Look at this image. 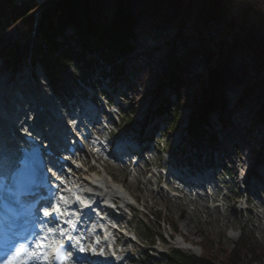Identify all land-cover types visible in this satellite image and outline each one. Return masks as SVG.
<instances>
[{
    "label": "rangeland",
    "instance_id": "1",
    "mask_svg": "<svg viewBox=\"0 0 264 264\" xmlns=\"http://www.w3.org/2000/svg\"><path fill=\"white\" fill-rule=\"evenodd\" d=\"M21 1L26 0H14L13 2L18 5ZM127 1L136 19L134 37L130 40L132 48L127 53V58L136 48L142 35L149 33L161 36L160 32L163 33L164 30L169 32L168 37H166L169 44L168 50L166 49L160 66L161 76L156 78L155 82L145 90H143V76L139 79L140 84L134 97L135 106L133 109L140 108L143 102L147 100L148 94H150L151 99H154L155 94L150 93V90L159 86L165 79H170L169 74L171 73L178 76L180 86H165L157 96H170L169 99L171 102L176 101L178 108L181 105L192 106L193 100L199 99L203 92L202 88H208V75L211 71L213 69L220 70L223 73V83L217 81L216 85L221 88L223 93L224 110L221 113L210 114V120L216 126L218 125L216 121H225L226 125L231 130L233 129L236 135H242L241 142L237 140L239 143H237L236 149V152H239V147L242 154L239 158L240 164L242 163L244 167H248L252 164L255 165L257 159L264 161V137L259 139L260 142L251 141L249 135L241 134L240 128L231 124L233 111L244 109L240 107V104L245 100L247 103H245V106H248L249 102L252 103V106L248 107L247 111L244 109L249 116L241 119L240 127L250 126V130L252 128L255 133L264 130L263 33L258 32L253 22L242 30L235 17L237 14L236 6L231 9L233 25L230 27L228 19L215 21L203 19L201 14L203 4L200 0ZM116 3L117 0L105 1L102 13H104L106 19L111 17ZM184 27L187 28L186 31L181 32L180 30H183ZM72 32L73 30L70 28L65 33L70 34ZM181 39L183 42L179 44L178 52L182 58L176 56V50L174 51L170 47L176 45ZM159 41L162 42V40ZM170 55L174 57L172 63L169 62ZM128 63L130 64L129 61ZM176 67L178 68L176 69ZM194 69L198 70L191 71ZM3 77L7 78V74H4ZM211 78H213L212 75ZM173 91H177L178 98L173 96ZM233 92L235 93L237 105L231 102V93ZM237 106L240 109L236 110ZM198 135L196 134L195 137L198 138ZM260 147L262 151H256L251 159L249 150L259 149ZM231 157L233 158L229 154L226 156V158ZM152 163L151 165H153ZM237 169L239 168L235 166L234 170ZM109 170L113 171L112 169ZM114 175H118L117 181L124 182L127 185V190L138 198L132 208L133 210H131L138 223H135L133 218L127 223L128 232L132 233L133 236L127 235L131 239L134 237V243H128V247L135 248L136 252L139 253L136 257L137 261L133 264H156V261L147 263L143 256L148 248L146 229L149 230L148 233H153L157 237L162 234L165 240L177 248H182L181 244L178 243L180 238L176 237L172 240L169 236L168 227H175L179 235L189 244L194 245L204 240V242H211L213 248L221 253L229 250L234 243L241 239H251L253 244H258V246L264 248V226L258 225V223L264 224V210H262V214L257 209L258 206L255 207L253 201H247L243 194H241L239 202H232L230 199L223 200L218 209L209 212L200 207L198 209L193 206L183 207L163 200V198L159 199L153 196V192L145 191L141 181L137 184L129 183L123 173L114 172ZM234 197L235 195L231 194V199H234ZM242 202L244 204H241ZM240 204L243 206L242 214L237 212L241 208L239 207ZM245 211L251 214L246 215ZM254 215L260 216L258 218L259 222L254 218ZM247 216H249V219ZM232 234H235L236 237L232 238ZM127 235L123 239L125 242L128 241ZM192 250L196 254L199 253V249L194 246H192ZM260 263L264 264V257L256 264Z\"/></svg>",
    "mask_w": 264,
    "mask_h": 264
},
{
    "label": "trees",
    "instance_id": "2",
    "mask_svg": "<svg viewBox=\"0 0 264 264\" xmlns=\"http://www.w3.org/2000/svg\"><path fill=\"white\" fill-rule=\"evenodd\" d=\"M105 1L45 0L40 4H33V0H26L18 7L13 4V0H0V18L3 17L6 21L4 25L0 22V57L4 58L7 67L14 70L29 55L32 61L42 64L50 81L56 80L59 83L62 76L68 75L66 71L68 66L74 60L81 59V52H72L70 48L64 47L63 43L57 41V37L64 38L66 28L74 30L82 48H88L90 42H94L93 47L100 49L102 53L106 50L117 54L129 52L132 48L130 40L134 37V26L136 25L130 4L127 0H117L111 17L106 19L102 13ZM200 1L203 4L201 12L203 19L213 21L228 19V25L231 27L233 25L231 9L236 6L235 17L240 28L243 30L253 22L258 32L264 35V0ZM37 10L39 11L38 21L36 27L33 28L34 13ZM186 29L184 27L180 31L185 32ZM168 33V30H164L163 33L160 32L161 36L149 33L142 35L136 48L129 56L141 74V78L143 76V90L161 76L160 66L163 55L169 46L166 41ZM182 42L181 39L176 45L170 46L174 51L176 50L175 55L178 57L181 56L178 50L179 44ZM173 60L174 57L170 55L169 62L172 63ZM223 79L222 71L215 69L211 71L208 88L203 87V95L199 99L193 100L189 131H192L211 111L222 112L224 110L223 93L221 88L216 85L217 81L223 83ZM170 81L176 86H180V79L176 74L170 75ZM234 92L231 93V102L237 105ZM245 103L244 100L240 107L247 111L252 103L249 102L248 106H245ZM240 107L237 106L236 110ZM244 109L233 111L231 121L233 126L238 127V118L249 116ZM249 127H241V134L249 135L251 141L260 142L259 139L264 137V130L255 133ZM258 150L262 151L261 147L250 149V157ZM203 242H199L201 254L198 257H185L179 252H175L174 255L184 256L183 259L178 258V261L184 264H256L264 257V248L253 244L249 239L239 240L229 250L222 253L216 248L214 249L211 242ZM175 260L173 258L172 261Z\"/></svg>",
    "mask_w": 264,
    "mask_h": 264
},
{
    "label": "bare ground",
    "instance_id": "3",
    "mask_svg": "<svg viewBox=\"0 0 264 264\" xmlns=\"http://www.w3.org/2000/svg\"><path fill=\"white\" fill-rule=\"evenodd\" d=\"M2 104L3 103L0 102V107L2 106ZM24 107L25 106L23 105V103H22V105H20V103L16 105V108L18 110L23 109ZM0 109H2V108H0ZM3 111H5L6 114L9 113V111H7V110H3ZM242 118H246V117L238 118V128H241L240 122H241ZM51 121H54V119H51ZM243 127L246 128L249 126H243ZM231 132H232V134H235V131L233 132L231 130ZM243 164H244V162H243ZM242 167L244 169L242 173H244L245 169L248 167H244L243 165H242ZM106 174H108L106 172V170L100 169L98 172H94L93 174H91L85 178L83 177L82 182H84V184L89 187V189L83 193V197L86 199H89V200H91L93 198H98L99 200L102 199V201H104V200H106V198H111L112 196L113 197L117 196L120 199L122 205L125 203L130 204V199H129L130 196L128 195L127 191L122 187L123 185L114 184L113 181L108 180V178L106 177L107 176ZM86 195H87V197H86ZM80 197L82 198L81 194H80ZM87 202H88V200H87ZM69 204H70V202H66V205H69ZM85 206H88V204L85 203ZM120 223H122V222H120ZM235 237H236L235 234H232V238H235Z\"/></svg>",
    "mask_w": 264,
    "mask_h": 264
},
{
    "label": "snow or ice",
    "instance_id": "4",
    "mask_svg": "<svg viewBox=\"0 0 264 264\" xmlns=\"http://www.w3.org/2000/svg\"><path fill=\"white\" fill-rule=\"evenodd\" d=\"M58 210V207L57 209ZM45 215H51L50 213L48 212H45ZM42 244H39L37 245V247H41ZM24 252V249L23 248H16L14 250V252L12 254H10L5 260H4V264H27V261H24V262H20L19 261V257L22 255V253ZM57 255L59 256L60 254L57 253ZM67 257L65 256L63 258V260H66ZM62 264H63V261H62Z\"/></svg>",
    "mask_w": 264,
    "mask_h": 264
}]
</instances>
